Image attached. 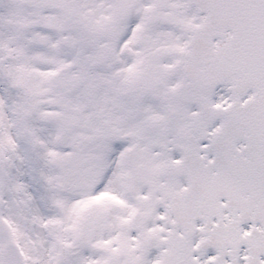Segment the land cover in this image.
<instances>
[{
	"label": "snow or ice",
	"instance_id": "snow-or-ice-1",
	"mask_svg": "<svg viewBox=\"0 0 264 264\" xmlns=\"http://www.w3.org/2000/svg\"><path fill=\"white\" fill-rule=\"evenodd\" d=\"M0 264H264V0H0Z\"/></svg>",
	"mask_w": 264,
	"mask_h": 264
}]
</instances>
